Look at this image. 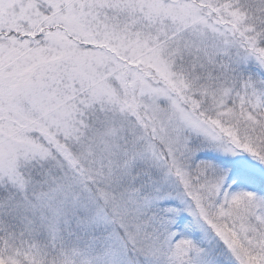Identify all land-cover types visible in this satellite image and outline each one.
I'll return each instance as SVG.
<instances>
[{"label": "snow or ice", "instance_id": "obj_1", "mask_svg": "<svg viewBox=\"0 0 264 264\" xmlns=\"http://www.w3.org/2000/svg\"><path fill=\"white\" fill-rule=\"evenodd\" d=\"M0 264H264V0H0Z\"/></svg>", "mask_w": 264, "mask_h": 264}]
</instances>
